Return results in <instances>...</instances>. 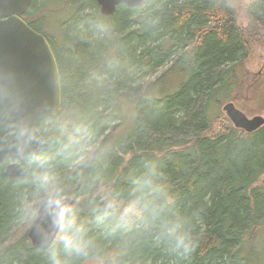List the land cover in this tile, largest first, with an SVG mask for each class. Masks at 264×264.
<instances>
[{
	"label": "trees",
	"instance_id": "16d2710c",
	"mask_svg": "<svg viewBox=\"0 0 264 264\" xmlns=\"http://www.w3.org/2000/svg\"><path fill=\"white\" fill-rule=\"evenodd\" d=\"M62 1L74 12L59 46L38 30V20L23 18L49 42L62 106L76 113L62 135L56 117L37 126L50 144L41 155L50 158L46 174L58 196L46 195L31 159L24 177L13 181L8 160L0 162V264L64 258L59 230L45 248L25 234L10 244V233L34 198L37 208L71 194L70 209L93 246L69 264H264V125L245 132L223 120L221 108L246 80L250 43L264 39V0L244 8L241 0L235 7L232 0H143L119 4L110 15L100 13L96 0ZM53 2L31 0L25 15H42ZM240 9L250 19L247 32L236 24ZM177 55L156 81L180 61L186 77L177 90L164 87L159 98L136 92L138 70L151 73ZM261 85H251L256 97ZM120 90L134 102L126 129ZM117 129L121 136H114ZM95 143L92 156L79 161ZM109 202L116 208L106 212ZM133 203L125 223L120 216Z\"/></svg>",
	"mask_w": 264,
	"mask_h": 264
},
{
	"label": "water",
	"instance_id": "95a60500",
	"mask_svg": "<svg viewBox=\"0 0 264 264\" xmlns=\"http://www.w3.org/2000/svg\"><path fill=\"white\" fill-rule=\"evenodd\" d=\"M31 0H0V162L10 180H21L32 154H42L50 144L37 128L47 118L59 115L60 75L53 50L46 37L23 19ZM143 0H96L99 11L110 15L119 4L136 7ZM233 126L252 132L264 125V116L248 117L233 102L222 105ZM34 141H39V144ZM54 199V198H52ZM52 199H47L51 201ZM62 208H71L75 198H55ZM42 201L35 211L27 237L45 248L58 229ZM52 211H57L52 209Z\"/></svg>",
	"mask_w": 264,
	"mask_h": 264
},
{
	"label": "rangeland",
	"instance_id": "374dc122",
	"mask_svg": "<svg viewBox=\"0 0 264 264\" xmlns=\"http://www.w3.org/2000/svg\"><path fill=\"white\" fill-rule=\"evenodd\" d=\"M248 2L249 0H241L240 3H242V8H244ZM236 4V0L231 1V7H235ZM71 7L72 6L66 7L65 4H63L62 0H55V2L45 5L42 10V15L40 12H38L37 15H33L32 18L27 19H29L30 21L38 20V23L34 21L36 22V27L38 28V30L42 33L48 34L53 39L55 46H59L63 43V36L65 34L63 23L74 12V9L71 11ZM236 24L244 32L250 30V19L245 15L243 9H240L236 12ZM130 27L138 28L139 25L135 22H132L130 23ZM258 39L260 40L250 43V54L243 65L245 71L244 75L247 74L246 80L244 81L242 88L236 91L235 98L233 100H228L230 102H233L234 105L242 112H244V114L248 117H253L258 114L264 116V39H262V37ZM177 57L178 55L173 59L167 60L166 62H164V64L162 62L159 66L154 68L151 73L144 74L143 72H145V70H138V75L135 77L138 80L135 83V85H137L136 92H138V90L139 92L144 91V93H147L146 96H157L159 98L163 96L162 89L164 90V87L166 91L170 90L173 92L177 90L179 83L182 82L186 77V73L183 72L179 67V65H181L180 61H178L179 65L176 64L174 66L173 71L162 76L156 83V81L159 79V75H162L174 60L177 61ZM238 75L241 77L239 73ZM93 77L96 78V76ZM258 83H262V85L261 88L257 89L256 97L254 89H251V85H255ZM119 93L123 97L119 99V104L122 105L125 111V120L121 124V127L124 126L123 129H126L134 119V102L132 100H129L128 96L125 94L126 92L120 90ZM99 95L101 94L99 93ZM129 96L131 97L132 94H129ZM141 101H144L143 98L141 99ZM141 104L143 103H140V105ZM222 112V119L224 120L226 118L230 122V124H233L229 117L226 115L225 111L222 110ZM75 116L76 113L74 110H70L68 109V107H63L61 105L59 115L55 118L57 124L54 126L56 127V129H59L57 132H60L61 135L64 134L68 129V123L72 121ZM113 123H110L111 127H116L117 125H119L117 122ZM219 127L220 123L217 122L214 124L213 130L218 131ZM116 135L121 136L122 133L117 129V134L114 133V136ZM96 147L97 143L87 149L85 156L81 157L79 161L88 160L92 156ZM69 191V189H64L62 193H68ZM69 196H72V194ZM39 202L40 199L34 198V200L30 202V205H24V215L20 219H17L12 227L10 233V244L16 242V240L21 238L24 234L27 235V232L34 220V210L36 209L35 205H37V203ZM84 264L99 263L97 260L92 259Z\"/></svg>",
	"mask_w": 264,
	"mask_h": 264
},
{
	"label": "clouds",
	"instance_id": "9594fccd",
	"mask_svg": "<svg viewBox=\"0 0 264 264\" xmlns=\"http://www.w3.org/2000/svg\"><path fill=\"white\" fill-rule=\"evenodd\" d=\"M39 144V141H34ZM31 163L37 173L36 179L40 182L41 186L45 189L46 195L56 197L58 192L53 177L48 176L46 173L50 166V158L46 155L32 154ZM45 205L49 207V217L53 220L55 227L60 232V239L63 241L65 257H54L53 264H69L73 256H88L89 251L93 246V241L87 236V232L82 223L78 222L77 216L70 208H62L61 202L57 199H52L50 202L45 201ZM116 205L109 202L105 206V211L115 210ZM135 208V203L125 209L121 214L120 219L125 223L130 221L128 213L132 212ZM56 209L57 211H52Z\"/></svg>",
	"mask_w": 264,
	"mask_h": 264
},
{
	"label": "flooded vegetation",
	"instance_id": "af4514ba",
	"mask_svg": "<svg viewBox=\"0 0 264 264\" xmlns=\"http://www.w3.org/2000/svg\"><path fill=\"white\" fill-rule=\"evenodd\" d=\"M25 13H26V12H24L23 15H22L23 18H24V17H27V18H28V17H31V16H26ZM8 161L10 162V161H12V160H8ZM8 161H6V162H8ZM26 164H27V163H26ZM26 164H23L22 167L25 166Z\"/></svg>",
	"mask_w": 264,
	"mask_h": 264
},
{
	"label": "bare ground",
	"instance_id": "6f19581e",
	"mask_svg": "<svg viewBox=\"0 0 264 264\" xmlns=\"http://www.w3.org/2000/svg\"><path fill=\"white\" fill-rule=\"evenodd\" d=\"M65 197H69V196H64V197H60V198H65ZM75 202H76V200H75ZM75 204V203H74Z\"/></svg>",
	"mask_w": 264,
	"mask_h": 264
}]
</instances>
